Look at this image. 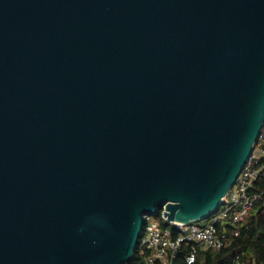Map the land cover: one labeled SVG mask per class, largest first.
I'll return each instance as SVG.
<instances>
[{
	"label": "water",
	"instance_id": "1",
	"mask_svg": "<svg viewBox=\"0 0 264 264\" xmlns=\"http://www.w3.org/2000/svg\"><path fill=\"white\" fill-rule=\"evenodd\" d=\"M263 127L264 0H0V264H129Z\"/></svg>",
	"mask_w": 264,
	"mask_h": 264
},
{
	"label": "built area",
	"instance_id": "2",
	"mask_svg": "<svg viewBox=\"0 0 264 264\" xmlns=\"http://www.w3.org/2000/svg\"><path fill=\"white\" fill-rule=\"evenodd\" d=\"M264 177V131L241 170L235 184L222 199L221 205L208 218L179 224L163 222L155 216H146L139 246L148 252L144 264H178V253L187 250L183 260L195 264L200 253L219 252L234 238L240 237L242 227L255 205L264 200V189L257 183ZM244 252L237 254L232 264H245Z\"/></svg>",
	"mask_w": 264,
	"mask_h": 264
},
{
	"label": "trees",
	"instance_id": "3",
	"mask_svg": "<svg viewBox=\"0 0 264 264\" xmlns=\"http://www.w3.org/2000/svg\"><path fill=\"white\" fill-rule=\"evenodd\" d=\"M257 188L264 189V177L258 180ZM161 214L162 211L155 217L161 220L163 226H166ZM186 251H179L178 264H187L183 260ZM242 252H244L245 264H264V200L259 201L248 215L240 237L232 239L219 252L200 253L195 264H232L234 257ZM146 255L148 252L142 253L138 246L129 264H144Z\"/></svg>",
	"mask_w": 264,
	"mask_h": 264
},
{
	"label": "rangeland",
	"instance_id": "4",
	"mask_svg": "<svg viewBox=\"0 0 264 264\" xmlns=\"http://www.w3.org/2000/svg\"><path fill=\"white\" fill-rule=\"evenodd\" d=\"M154 216V215H153Z\"/></svg>",
	"mask_w": 264,
	"mask_h": 264
}]
</instances>
